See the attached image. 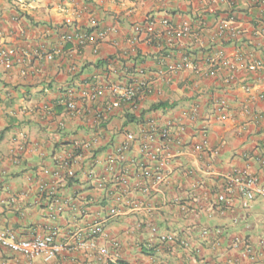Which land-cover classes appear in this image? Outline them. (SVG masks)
<instances>
[{
	"label": "crops",
	"instance_id": "0c3cea01",
	"mask_svg": "<svg viewBox=\"0 0 264 264\" xmlns=\"http://www.w3.org/2000/svg\"><path fill=\"white\" fill-rule=\"evenodd\" d=\"M262 1L0 0V230L29 239L55 228L61 250L50 263H28L0 247V264H229L238 260V251L231 250L235 238L255 251V264H264V201L248 208L236 198L215 203L231 172L264 183ZM147 17L153 26L144 24ZM164 19L173 31L188 23L192 35L175 36L161 24ZM224 24L239 29L240 36L221 38L218 28ZM87 29L105 36L84 46L63 40ZM194 51L190 59L199 71L177 67L183 66V54ZM217 52L221 56L215 58ZM109 56L134 59L150 82L138 110L154 102L177 106L127 125L125 107L111 95L95 102L84 98L90 82L113 81L111 73L92 72V65ZM257 61L261 68L253 67ZM217 99L227 105L223 121L214 118ZM192 106L199 108L195 121L186 117ZM149 121L167 127L173 141L181 143L171 147L163 168L167 180L155 188L140 166L156 165L140 153ZM124 127L134 139L125 160L108 171L110 154L125 139ZM202 128L207 146L199 152ZM93 140L104 150L92 164L87 157L73 158L70 169L78 181L67 186L59 158L73 145ZM151 150L166 159L160 143H152ZM113 207L118 212L110 216ZM97 221L105 235L97 238L95 250L81 249L86 228ZM166 235H173L176 244L160 239ZM99 248L107 256H99Z\"/></svg>",
	"mask_w": 264,
	"mask_h": 264
},
{
	"label": "built area",
	"instance_id": "2783aa9c",
	"mask_svg": "<svg viewBox=\"0 0 264 264\" xmlns=\"http://www.w3.org/2000/svg\"><path fill=\"white\" fill-rule=\"evenodd\" d=\"M264 6V1L261 2ZM149 20L150 18L147 17ZM146 18V19H147ZM145 19V20H146ZM149 24H152L149 22ZM161 24L164 28H166L170 33L173 31L169 27L168 20L164 19ZM152 24L151 26H153ZM135 33H139L140 29L137 28ZM175 36L188 38L192 35L191 27L188 23L183 24L180 28L173 31ZM219 36L223 39H236L240 36V30L227 26L221 25L218 28ZM105 34L103 32H97L95 34H91L88 36L86 33H75L73 35L64 36L63 40L65 41H72L75 40L78 42L79 45L84 46L86 43L94 44L97 40L104 38ZM215 58L217 56H221L219 52L214 55ZM47 59H52V56H47ZM214 60L211 59L210 63L213 65ZM182 65H177V67H191L195 71H199V65H191L187 63V60L184 59ZM263 64L259 61L253 63L254 68H261ZM173 68V71L179 69ZM231 78L227 79V82H231ZM150 82L143 80L137 83L132 84H123V83H95L90 82V86L84 90L82 93L83 97L89 100L90 102H95L99 98H102L106 95H111L115 101L119 103L120 106H125L131 109L136 110L139 108L140 101L142 98L147 96L150 93ZM264 100V95L260 96ZM66 107L69 111L74 110V105L71 102L65 103ZM226 109L227 105L226 102L222 99H217L215 101V108H214V118L223 121L226 117ZM199 112V108L197 106H192L191 109L186 112V117L190 121H195L197 119V115ZM96 122L98 125H101L102 118L95 117ZM149 125L151 129L145 133L144 142L140 144V153L146 156L147 159L156 163L154 168L147 167L145 163H141L142 169V177L145 180L149 181V184L152 188H155L167 180V175L163 172V168L167 165V160L170 159L171 156V147L179 146L181 143L180 141L174 142L170 131L167 127L156 128L154 122L149 121ZM126 127L122 128V132L124 133L125 139L122 143H120L115 149L113 153L110 154L109 160V169L108 171L114 172L115 169L118 167V163H122L125 160V154L128 152L130 148V144L133 141V135L131 132H127L125 129ZM204 128V126H203ZM201 129L200 133V143L196 146V151H203L207 146V137L205 134V129ZM185 127L180 124V131L183 133ZM152 143H160L162 147L167 151L166 159H158V155L156 152L151 150ZM80 151L81 155L78 157H74L75 159H84L89 158V152L96 150L99 148L97 146V141L93 140L91 142L83 143L82 146H77ZM71 154L66 156H61L59 158L60 166L64 169L65 174L70 177L73 176L74 172L70 169ZM93 163V162H92ZM91 163V164H92ZM117 165V167H116ZM92 172L89 171L87 173V177H91ZM63 181L64 176H63ZM97 188L102 189V183H99ZM239 199L241 201V205L243 208H248L251 203L256 201L257 199L264 201V183L260 182V180L253 175L247 174L245 172H231L227 174L224 178L221 190L215 195V203L216 204H223L226 203L229 199ZM60 203L57 202V205ZM118 212L117 207H113L109 209V215L114 216ZM156 230L153 229L152 233H155ZM207 230L203 231V236L207 235ZM221 234V231H215L214 235L218 237ZM104 230L99 221L93 222L90 224L85 231L84 238L80 240L79 247L95 250L97 247L96 240L98 237L104 236ZM57 232L55 228H50L47 232L41 235L33 236L29 239H22L17 237L14 232L9 230H0V247L8 250L9 252L21 256L26 262L31 263L33 260L42 259L45 263L52 262L58 253L61 251L60 246L56 244ZM162 241L168 244H176L177 240L173 235H166L160 237ZM183 244V243H181ZM114 247H118V243H113ZM186 246V245H184ZM188 247V243H187ZM231 250L237 252L238 251V260L229 261V264H255L257 260V254L249 244H247L243 238H235L231 242ZM99 256H107V251L104 248L97 249ZM121 264V263H115Z\"/></svg>",
	"mask_w": 264,
	"mask_h": 264
},
{
	"label": "trees",
	"instance_id": "16d2710c",
	"mask_svg": "<svg viewBox=\"0 0 264 264\" xmlns=\"http://www.w3.org/2000/svg\"><path fill=\"white\" fill-rule=\"evenodd\" d=\"M21 16L28 17L24 15H21ZM149 22L154 24V20L153 19L149 20L148 18L144 21V24H147V26H151L152 24H149ZM38 25L40 24L35 23V26H38ZM92 31L93 29H87V30H81L80 32L86 33L88 36H90L92 34ZM78 32L79 31H76L75 33H78ZM152 41H154L153 43H155L156 41L155 38H153ZM195 54H196V51L186 52L185 54L182 55V57L184 56V58L187 60V63L191 65H195L196 60L190 59V55L194 56ZM209 57L211 58L212 56H209ZM137 66L138 65L134 61V59L127 58L123 60L122 58H119L118 56H109L105 59L99 60L94 65H92V70H93L92 72L93 74H96V70H97V71H100V73L103 74L104 76H108L111 73L113 81L104 79L101 81V83H123V84L128 85V84L137 83L139 81L144 80V78H142L141 76L142 74L139 73V70H137ZM83 68H86V67H83ZM176 106L177 104L175 103L154 102V103H151L148 106V109L145 111H140L138 110V108L134 110V109L123 106V108L125 107L124 108L125 111H124L122 118L127 125L142 124L144 117L149 112L170 110L172 108H175ZM63 145H66V144H63ZM103 150L104 148H97L96 150L89 152V158H87L88 164H91L94 161L95 157ZM70 154H71V157L73 158L78 157L81 155V151L77 146H74ZM77 176L78 174L76 173H74L73 176H70V177H68L65 174L64 180L66 182V185L71 186L73 183L75 184L78 181L76 178Z\"/></svg>",
	"mask_w": 264,
	"mask_h": 264
},
{
	"label": "clouds",
	"instance_id": "9594fccd",
	"mask_svg": "<svg viewBox=\"0 0 264 264\" xmlns=\"http://www.w3.org/2000/svg\"><path fill=\"white\" fill-rule=\"evenodd\" d=\"M74 146H76V145H73V146H72V149L74 148ZM77 146H78V145H77ZM69 154H70V152H69Z\"/></svg>",
	"mask_w": 264,
	"mask_h": 264
}]
</instances>
